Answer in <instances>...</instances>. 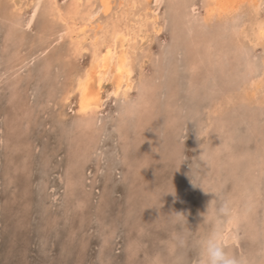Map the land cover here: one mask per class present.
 Wrapping results in <instances>:
<instances>
[{
    "label": "rangeland",
    "instance_id": "1",
    "mask_svg": "<svg viewBox=\"0 0 264 264\" xmlns=\"http://www.w3.org/2000/svg\"><path fill=\"white\" fill-rule=\"evenodd\" d=\"M60 1L65 7V0ZM195 1L197 7H200L201 0ZM0 2V14H2L0 15V75L4 74L11 58L17 59V62L23 66L17 63L19 67L5 71L7 74L0 83V264H147L148 257L157 251L168 250L171 254L167 244L168 237L178 227L170 222L168 215L174 212L184 214V227L192 231V235L196 233L195 236H202L215 224L212 215L217 206V201L214 200L215 194L233 196L236 203L251 193L256 185H259L260 197L264 194V175H259L260 168L256 170L247 168L253 154L259 148L263 150L260 152L264 153V134L260 133L264 131V113L259 114L257 112L259 110L254 109L258 115L256 120L252 121L257 122L258 129L251 130L250 127H253L254 123L248 119V114L244 113L241 105L236 106V109L224 106L223 112H225H222V118L216 116L214 124L206 132L207 120L211 113L210 105L225 97L227 89L223 90L222 87L218 92L214 90L216 86L213 82L206 84L202 82L203 80L202 84L191 87L189 83L191 72L186 69L188 57L185 55V35L180 33L179 12L176 13L172 9L170 0H165L162 6L161 34L154 37L150 46L146 47V52L149 53L147 56L151 61L148 57V61L144 58L147 64H144L142 69L145 81L151 76L152 61H156L158 69L156 76L159 74L158 71L164 72V78L161 82L158 81L160 88L157 99L155 98L156 108L151 110L155 111V117L146 120L139 127L136 118L131 117L125 126L126 133H121L119 121L124 104L121 99L106 100L95 126V129L102 130L103 135L92 147L88 158L79 156L78 151L83 146L76 141L78 142L77 137L80 134L76 136L75 132H70L71 128L75 127L76 112L74 111L77 101L73 99L71 104L64 103V105L61 101V88L67 81L64 74L66 70L59 73L63 63L61 62V65L55 58L56 62L52 60L54 68L51 66L47 71L43 67L47 58L54 59L56 54L64 53L68 49L67 40H62L60 44L54 42L53 38L59 27L47 33L48 42L40 40L42 26L47 23V17L41 11L31 27L25 28L23 41L17 45L10 42L6 51L4 35L7 23L5 25L3 21L4 18L9 17L8 13L4 12L9 0H0ZM100 16L102 17L103 14ZM176 27L180 30L177 29L180 36L178 39H176ZM176 40L181 43L178 49L174 48ZM50 43L52 45L49 52L42 54V49ZM19 45H21L20 49ZM260 52L257 54L258 58L262 56L261 49ZM150 53L153 54L152 57ZM16 54L24 60L23 63L17 58L18 56H14ZM88 60V55L75 61L72 57L70 61L74 64L70 67L83 68ZM173 66L177 67V76L173 75ZM139 71L138 69L136 72V79L140 76ZM205 71L206 67L202 65L201 73H206ZM237 73L239 74V71ZM170 77L171 79L174 77L177 85L175 92L173 91L176 96L171 100L174 107L176 106L174 112L166 107L172 92ZM219 77L215 79L217 89L222 86L223 81L222 76ZM138 94L139 91L135 90L131 94V99L135 100ZM60 111L66 114L65 117H61ZM170 113L177 115L179 120L177 124H173L175 127L168 130L167 126L172 123L167 122ZM146 115L149 118V115ZM219 123L224 128L221 140L228 138L230 141L229 152L232 150L237 157L240 153L248 151L247 157H242V160L240 158L238 161L236 158L227 160L225 157H228L229 152L226 150L223 157L219 154L220 160L214 165L215 157L211 147L214 142L213 137L218 133L216 125ZM94 133L93 131L92 134ZM125 134L128 139L123 137ZM253 143L256 145L254 146ZM203 150L207 155L202 159L207 163H202L199 157ZM75 164L78 166L75 167ZM77 167L82 169L79 170ZM254 176H256L255 180H253ZM75 177L78 178V182ZM71 179L75 181L73 186L69 187ZM245 188L249 192L244 191ZM98 191L100 195L102 194V198ZM240 192L243 194L241 195ZM236 193L240 194L241 199ZM211 202L209 215L205 216ZM258 210L257 219L264 215V209ZM238 230L236 229L237 240L232 243L234 250L237 253H247L249 250L259 253L261 248L258 230L252 229L247 235L243 230ZM252 235L254 236L251 237ZM155 244L157 245L154 247ZM188 256H194V252H188Z\"/></svg>",
    "mask_w": 264,
    "mask_h": 264
},
{
    "label": "bare ground",
    "instance_id": "2",
    "mask_svg": "<svg viewBox=\"0 0 264 264\" xmlns=\"http://www.w3.org/2000/svg\"><path fill=\"white\" fill-rule=\"evenodd\" d=\"M164 1L165 0H65V2H66L65 7H63L61 5L62 2L60 0H9V2L7 3L8 7H7V9H4V12H7L9 17L7 16L8 18H4V21H3L4 24L7 23V27L5 26L6 27V34L4 35V37H6L5 42H4L5 43L4 48L6 51H8L7 49L9 47L10 42L17 45L23 41L24 36H25V32H26V31H24L25 28L26 27L29 28V26L33 24L34 19L37 17L39 12L41 14V11H42L43 15H45L47 17V23L45 25L43 24V26H42L43 29L41 31L42 33L40 35L41 36L40 40H44L45 42L46 41L48 42L49 38H47L48 37L47 33L55 31L58 27H59V29L57 30V32L54 36L55 38H53L54 42H56L57 44H60L62 40H64V41L67 40L68 49L66 51H64V53L62 52V53H59L58 55L56 54L54 56V59H52L51 57L47 58V60L43 64V67L46 68L48 71L49 68L51 69V66L52 67L55 66L53 62L58 61L61 65H62V63L64 65V66L62 65L63 69L61 68V71L59 73L61 74L62 70L63 71L66 70V72L64 71V74L66 76L67 81H66V83H64L63 87L61 88L62 92L60 94H61V101L63 102L62 103L63 105H64V103L65 104H71L73 99L77 101L76 102L77 107L75 106L76 109L74 111V112H76L75 118H74L75 119L74 120L75 127H74V129L71 128V130H70L71 133L75 132L76 136H77V134L78 135L80 134L77 137L78 142L76 141V143H79V145L81 144L83 147H80L81 150L78 151V152H80V155L79 154H77V155L84 157V158H88L89 154L91 153L92 147L94 145H96L97 144L96 142H98L100 140V137H102V135H103L102 130L95 129V126L97 125V122L99 120L98 118L100 117V114L102 113V111L104 109V105L106 103V100H108V99H121L123 104H124L123 105V112L120 114V121H119V123L121 124V127L119 128L121 130V133H126L125 132V130H126L125 126L127 124V120H129L131 117H132V119H133V117L136 118L135 120H136V124L138 125L137 127H139V125L141 126L144 122H146V120H151L150 118L155 117V111H151V110L153 108H156L155 104L157 103V100H155V98L157 99V92H158V89L160 88V82L162 81V78H164V72L158 71L159 74L157 73L158 75L156 76V69H157L156 68V61H152V63L150 64L152 69H153V70H151L152 71L151 76H150V78H148L147 81H145V80H143V78H144L143 73L144 72L142 69L144 68V64H147L145 61L146 59H144V58H147V57L149 58V56H147L149 53L146 52V47L147 46L149 47L150 44L153 42L152 39L154 37L160 35L162 30H163V26L161 24V12H162V6L164 5ZM170 3H171L172 9L176 13L179 12L178 18H180V20H181L180 24L178 26V27H180L179 29L181 31L178 29V27H176V32H177V35H176L177 38L176 39H178V37H180V36H178L179 35L178 30L180 31V33L185 35L184 40L186 42V53H185V50H184V53L188 57L186 69H188L191 72V76H190L191 79L189 80L191 87H195L197 84H200L201 81L203 80L202 82L206 83V84L213 82L214 83L213 85L216 86V89L214 88V90H216L218 92L222 90V87H223V90L227 89L225 97H223L222 99H219V101L216 99L218 97H216L215 99L218 102L217 103L214 102L210 105L211 113H210V116L207 120L208 121L207 122L208 129L206 130V128H205L206 132H208L209 128L212 127V125L214 124L217 117L218 116L221 117L223 115V113L225 112V111L223 112V110H224L223 108H225L224 106H229V107L231 106L232 108L234 107V109H236L235 108L236 106L241 105V107H243L244 113L246 115L248 114V116H247L248 119L250 121H252L254 119L256 120V115H258L257 112L259 114L264 113V0H201V3H200L201 5H199L201 8L197 7L195 0H170ZM4 12H3V14H4ZM101 14H103L102 17L100 16ZM0 15H2V14H0ZM183 35H181V36H183ZM176 42L177 43H175L174 48L178 49V47L181 46L180 45L181 43H178L177 40H176ZM51 45H52L51 43L47 44V46H45L42 49L41 53L42 54L48 53ZM18 47L20 49L21 45H19ZM260 49L263 52H262V56L260 58H258L257 54L261 53ZM17 50L18 49H16V51ZM84 55H88V57H89L88 63H87V65H85V67H83V68H78L77 66L70 67V65L74 64V62L71 63L70 58L73 57L74 61L80 60L82 57H84ZM152 55L153 54H151L150 57H152ZM14 56H18L17 58H19V55H17V54ZM55 58H57L56 61H55ZM78 58H80V59H78ZM148 58H147V61L150 59V58L149 59ZM13 59L11 58L10 64L8 65L7 68H5V71L13 70L14 68H16L18 66L17 65V63H18L17 59L16 60L15 59L13 60ZM170 59H172V58H170ZM20 60L22 63L24 62V60H22V59H20ZM52 60H53V62H52ZM150 61H151V59H150ZM206 62L208 64H206ZM19 65H21V64H19ZM202 65H205V67H206V71H205L206 73H203V74L201 73ZM167 66H169V65H167ZM162 68H164V67H162ZM138 69L140 70L139 71L140 76L138 77V79H136L137 78L136 72ZM172 70H173V75L176 74L175 76H177V73H176L177 67L173 66ZM5 71H4V74L1 73V75H0V83L2 82L5 74H7ZM237 71H239V74L237 73ZM236 73H237V76H236ZM218 75L222 76V79H223V81L221 82L222 86L219 89H217V83H215V79L220 78ZM170 79H171V77H170ZM171 80H172V83H170V88L172 89L171 90L172 92L170 93V95H171L170 100L167 101L166 107L168 106L169 110H172L174 112V111H176V108H175L176 106L174 107V104H172L171 100L174 96H176V94L173 93V91L175 92V88H177V85L175 84L176 81L174 80V77H172ZM158 81H160V82H158ZM236 85H237V87H236ZM55 86L56 85H54V87ZM135 90L139 91V94L135 100H132L131 94ZM57 92H59V91H57ZM57 100H58V98H57ZM61 101H59V103ZM73 103H75V102H73ZM254 103H256V104H254ZM253 105H256V106H253ZM229 107H228V109H229ZM255 108L257 110H259L261 113L259 111L256 112L254 110ZM205 110H207V109H205ZM146 114L149 115V118L147 117ZM65 115H64V113H62L61 117H65ZM261 116H263V115H261ZM178 120L179 119H178L177 115H174V114L171 115V113L168 114L167 122H169V123L172 122V123H170L171 125L169 123H166V124L170 125L169 127L166 125L168 130H169V128L175 127V125H173V124H177ZM33 122H34V120H33ZM252 122L254 124H253V127H250L251 130L252 129L253 130L258 129L257 128V126H258L257 122L256 121H252ZM216 127H217L216 130L218 131V133H217L216 137H213L214 142H213L212 147H211L212 152H213V156L215 157V160L213 161L214 165L217 162V160L218 161L220 160L219 154H221V157H223L222 156L223 153L226 150L229 152V149L231 146L229 144L230 141L227 138L226 140L223 141L224 145H225V147L223 149H215L214 150V147H218L221 144V136H223L222 133H224L223 132L224 128L222 127V125L220 123L218 125H216ZM67 130H69V129H67ZM260 130H262V129H260ZM93 131L95 132L94 134H92ZM251 132L254 133V131H251ZM256 132H258V130ZM202 133L204 134V132H202ZM260 133H262V135H263L264 131L262 130V131H260ZM104 134H106V133H104ZM227 134H229V133H227ZM256 134H258V133H256ZM259 135L261 136V134H259ZM123 137L128 139L127 134H125ZM188 137H189V135H188ZM126 142L128 144L127 140H126ZM254 144L255 143H253V145ZM260 147H261V145H260ZM257 149H258V147H257ZM125 151L126 150H124V152ZM260 151L263 152V150L260 148L257 150V152L254 151V153L255 152L256 153L253 154V157L250 161L248 160L249 163H248L247 168L253 169V170L260 168L259 169V171H260L259 175H264V155H263L264 153L262 154ZM42 152H43V150H42ZM247 152L240 153L242 156L238 153L239 156L235 157V154L232 153V150H231L228 154V157H225V154H224V157L227 160H231V159L236 158V160L238 161V159H240V158L242 160V157H247L248 156ZM74 153L76 155L75 150H74ZM82 153H83V155H81ZM103 153H105V152H103ZM147 153H149V152H147ZM116 155H118V154H116ZM123 155L125 156V153H123ZM71 158L74 159V157H71ZM128 158H130V156ZM122 159H123V156H122ZM142 160H144V159H142ZM127 161L128 160H126V162ZM28 164H30V163H28ZM74 166L76 167L78 165L75 164ZM103 166H105V165H103ZM77 168H79V170H80L81 167H77ZM71 169H73V168H71ZM235 170H237V169H235ZM80 172H82V171H80ZM79 174L81 175V173H79ZM255 175L257 176L256 172H255ZM256 176H254L253 180H255ZM76 177H75V179H76ZM73 178L74 177H72V179ZM72 179L69 183V187H72L73 182L75 181V180L73 181ZM259 179H260V176H259ZM78 181L79 180H77L76 182H78ZM153 182L156 183L155 181H153ZM158 183H160V182H158ZM2 186H4V185H2ZM258 187H259V185L258 186L256 185L255 189L251 192V193L256 194L257 199H259V197H260V190ZM82 188H84V187H81V189ZM107 188H105L106 189L105 191H107ZM244 191H248V189L245 188ZM98 193H99V191H98ZM114 193H116V192H114ZM175 193L178 194L177 192H175ZM89 194H90V192H89ZM236 194H239V193H236ZM242 194L243 193H241V195ZM99 195H100V193H99ZM101 196H102V194L100 195V197ZM50 197H52V196H50ZM100 197H98V198H100ZM130 197H132V196H130ZM153 197H154V195H153ZM231 197H233V196H231ZM237 197L239 198L240 194ZM84 198H86V197L84 196L83 199ZM108 198H106V199H108ZM164 198H163V200H164ZM42 199H43V197H42ZM49 199H51V198H49ZM239 199H241V198H239ZM84 200H83V202L86 203V201H84ZM98 200H100V199H98ZM116 200H117V198H116ZM150 200H152V199H150ZM233 200L235 201V199H233ZM102 201H103V199H102ZM240 201L238 200V202H240ZM57 202H58V200H57ZM80 202L78 204H80ZM108 202L110 203V201H108ZM18 204H19V202H18ZM175 204H176V202H175ZM75 206H77V205L75 204ZM187 207H189V206H187ZM45 209H47V208H45ZM112 209H114V208H112ZM20 211H23V210H20ZM151 213H153V212H151ZM1 215H2V213H1ZM107 216H109V214ZM102 217L105 218V216H102ZM192 217H193V215H192ZM149 218H150V216H149ZM207 219L209 220V218H207ZM126 221H127V218H126ZM196 221L198 222V220H196ZM202 221H204V220H202ZM194 223H195V221H194ZM166 224L167 223H165V226H166ZM127 226H130V225H127ZM203 228H204V226H203ZM167 229H168V227H167ZM121 230H122V228H121ZM149 230H150V228H149ZM199 231H200V228H199ZM256 231H257V229H256ZM234 233H235V235H234ZM237 233L238 232L236 231V229H229L228 230V232L226 233V236L228 238L230 235V237L228 238L230 243H233L234 240H237L236 239L238 236ZM130 234H131V231H130ZM249 235H251V234H249ZM253 236L254 235H252L251 237H253ZM150 237H152V236L150 235ZM127 238H129V237H127ZM254 239H256V237H254ZM155 240H157V239H155ZM235 242H238V241H235ZM41 245H43V244H41ZM156 245L157 244H155L154 247ZM117 252H119V251H117Z\"/></svg>",
    "mask_w": 264,
    "mask_h": 264
},
{
    "label": "clouds",
    "instance_id": "3",
    "mask_svg": "<svg viewBox=\"0 0 264 264\" xmlns=\"http://www.w3.org/2000/svg\"><path fill=\"white\" fill-rule=\"evenodd\" d=\"M224 142L215 149H223ZM207 153L203 150L201 159ZM202 163L207 161L202 159ZM217 206L212 215L215 225L204 235L195 236L184 227L185 215L172 213L168 215L170 222L177 225L176 231L170 233L167 244L171 250L157 251L148 257L147 264H264V215L257 219L258 209H264V194L257 199L255 193L248 194L239 203L231 196L216 195ZM212 207V202L208 208ZM229 229L243 230L247 235L250 230L257 229L260 236L261 251L249 250L247 253H237L234 244L226 236ZM235 235V233H234ZM188 252H194L189 257Z\"/></svg>",
    "mask_w": 264,
    "mask_h": 264
}]
</instances>
